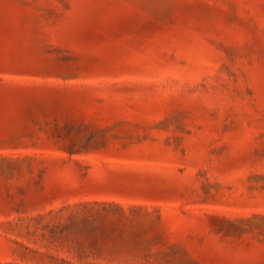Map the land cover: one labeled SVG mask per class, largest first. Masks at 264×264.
<instances>
[{
	"label": "rangeland",
	"instance_id": "rangeland-1",
	"mask_svg": "<svg viewBox=\"0 0 264 264\" xmlns=\"http://www.w3.org/2000/svg\"><path fill=\"white\" fill-rule=\"evenodd\" d=\"M0 264H264V0H0Z\"/></svg>",
	"mask_w": 264,
	"mask_h": 264
}]
</instances>
